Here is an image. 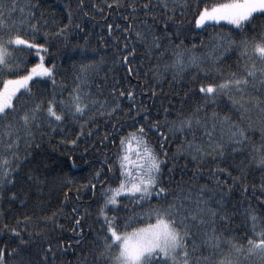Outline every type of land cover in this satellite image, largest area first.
I'll return each mask as SVG.
<instances>
[{
    "label": "snow or ice",
    "instance_id": "1",
    "mask_svg": "<svg viewBox=\"0 0 264 264\" xmlns=\"http://www.w3.org/2000/svg\"><path fill=\"white\" fill-rule=\"evenodd\" d=\"M89 2L101 21L108 15L107 10L113 8H125L132 16V20L128 15L123 17L126 23L123 28L120 24L113 25L107 21L100 25L105 29L110 43H106L103 37H99V43L113 50V63L127 65L135 51L132 48L130 52L129 47L135 41L141 42L149 53L155 50L161 57L170 51V63L162 66L163 71L171 68L183 72L185 69L195 68L194 76L197 72L203 74L205 79L209 75L213 76L210 82L199 84L198 91L204 100L189 113L178 112L170 122L166 116L163 120L152 119L149 108L145 104L138 106L136 97L143 95L147 101L149 97L156 95L155 80L161 69L153 65L157 69L153 72V84L150 87L141 81L139 93L134 87L121 90L113 83L105 94L102 89L107 87L106 80L96 83V91L93 92L87 79L88 71L98 68L104 62L103 57L96 63L82 64L72 80V87L66 89L62 84L57 86L55 63L48 64L44 54L48 52L49 36L57 39L67 37L73 13L65 9L68 22L61 23L54 32H49L48 20L42 18V15H36L35 8L38 5H21L17 13L16 0H0V203L7 201L10 205L20 199L14 185L21 165L31 155L27 152V147L37 139L36 133L41 137L50 136L54 129L60 128L63 134L64 127L74 123L79 126L74 136L63 135L59 143L76 146L79 138L85 135V129L88 136L97 130V125L93 122L97 116L120 112L121 100L126 97L129 107L123 109V115L125 119H131L132 123L129 125L131 130L118 137L114 164L119 165V173L115 177L106 176L105 169L107 173H113L114 164L108 163L105 152L97 159L99 166L91 171L82 186L90 190L89 199L95 204V223L98 227L92 230L91 246L95 264H239L241 254L255 255L264 264V217L251 206L244 211L249 232L246 237H240L243 242H235L236 238L230 237L227 250L221 248L222 233L217 230V219L221 223L230 219L223 211L224 190L225 187L231 189L233 184H239L242 179L240 175L232 176L227 168L218 166L211 169L216 181L214 187L219 189L221 197L215 201L216 207L211 206L216 193L208 189L207 185L200 186L195 204L190 207V195L169 199V189L162 182V166L167 159L164 144L177 134H180L182 143L176 146V151L190 154L197 165L202 164L208 156H223L226 147H231L232 152H238L250 143L246 134L248 128L244 126L245 115L258 108L261 116H264V24L257 26L253 23L257 17L264 18V0H215L211 4L204 0H196L192 4L187 0ZM76 7L81 10L82 16H89V12L85 10V0H78ZM160 7L164 14H160ZM177 8L182 11L192 9L197 29L201 26L208 27L212 22H216L214 27L218 26L220 21H227L228 25L234 26L233 31L239 33H244L251 27L252 35H243L239 41L228 40L227 34H217L214 37V47L217 49L223 47L228 51L231 46L239 49V58L243 63L239 65L238 72L225 73L221 68L205 67V59L181 50L182 41L175 45L172 43L174 38L179 39V32L183 27L179 21L173 20ZM137 13H141L144 19L137 20ZM149 17L154 22L163 21L162 35H156V29L147 24ZM92 19L95 20V16ZM170 22L177 30L175 37L172 32L167 31ZM55 23L53 20L52 24ZM75 28L83 31L79 23ZM84 38L87 40L88 36ZM31 58L38 59L35 63H29ZM132 70L129 65L128 71ZM216 73H219V82H216ZM41 84L47 87L41 89ZM33 85H36L35 90ZM229 92L233 94L229 95ZM253 92L257 94L253 95ZM221 95L227 96L231 105L239 111L240 122L232 120L227 114L217 116L215 112L211 113L214 122L201 120L200 109L205 107L206 102H214ZM141 115L142 119H138ZM112 123V131L100 137L101 145L116 132V121ZM217 124L221 126V136L214 139ZM248 126H251V122ZM194 127L202 129L201 141L195 139ZM149 133L160 140L159 151L153 146ZM21 141L25 145L23 154L20 152ZM252 158L264 167V143L251 146L250 159ZM68 159L71 160L72 157L69 156ZM196 171L194 168L193 172ZM217 173L231 177L232 184L220 180ZM28 178L31 179L30 176ZM241 187L247 189L246 184ZM205 191L209 196H204ZM260 192L257 200L264 198V183L260 186ZM64 195L67 199L68 188L64 189ZM81 195L77 191L76 201L69 210L73 228L78 232L84 220L91 216V212L82 208L78 202ZM153 200L157 202L152 203ZM165 200L168 202L165 203ZM23 203L21 200V204ZM64 203L62 200L61 204ZM58 211L60 215H64L63 209ZM2 215L3 209L0 208V216ZM56 218L57 211H54L41 219L55 223ZM30 221V216H17L14 224L0 220V233H9L11 237L7 247L0 245V264H8L6 254L8 257H17L16 264H26L20 258V252L21 246L28 243L25 233L29 239L32 236ZM193 224L201 229L199 235L193 231ZM62 227L55 223V228ZM55 247L52 240L45 237L43 247L37 253L38 264H48L49 255L54 261ZM84 264H88L87 259Z\"/></svg>",
    "mask_w": 264,
    "mask_h": 264
},
{
    "label": "trees",
    "instance_id": "2",
    "mask_svg": "<svg viewBox=\"0 0 264 264\" xmlns=\"http://www.w3.org/2000/svg\"><path fill=\"white\" fill-rule=\"evenodd\" d=\"M100 2L103 0H98V3ZM187 2L192 4L196 0H187ZM204 2L211 4L215 0H204ZM77 3L78 0H16L17 13H19L21 5L26 7L30 4L38 5L35 8L36 15L38 17L42 15V18L48 20L49 32H54L61 23L68 22V14L65 9L73 13V20L67 30V37L57 39L49 36L48 52L44 54L48 64L55 63L57 86L62 84L66 89L72 87V80L78 74L82 64L96 63L103 57L104 62L100 63L98 68H92L88 71L87 79L93 92L96 91V83L106 80L107 87L102 89L105 94L109 92L113 83L121 90L134 87L139 93L141 81L150 87L153 84V72L157 70L153 68V65H157L161 69L158 78L155 80L156 95L149 97L147 101L143 95L136 97L138 106L145 104L149 108L152 119L163 120L166 116L170 122L176 118L178 112L189 113L203 102L204 98L198 91L199 84L210 82L213 79L212 75L205 79L203 74L197 72L194 76L195 68L185 69L183 72L171 68L163 71L162 66L170 63V51L169 54L161 57L157 55L155 50L149 53L139 41L130 45L129 51L131 52L132 48H135V51L132 52L127 65L113 63V50L105 48L99 43V37H103L106 43H110L105 34V29L100 25L107 21L113 25L120 24L123 28L126 26L123 17L128 15L129 19L132 20V16L125 8L119 10L113 8L107 10L108 15L104 17V21H101L100 16L91 9L89 0H85V10L89 12V16H82L81 10L76 7ZM159 11L160 14H164L162 7ZM5 14L7 15V13ZM167 14L171 15L172 13ZM93 16H95V20L92 19ZM143 19V15L137 13V20ZM53 20L56 21L54 25L52 24ZM173 20L179 21L183 26L179 32V39L174 38L172 40L174 45L182 41L181 50L205 59V67L221 68L225 73L239 71V65L243 63V60L239 58V49L235 46L229 47L228 51H225L223 47L217 49L214 47V37L217 34H227L228 40L239 41L243 35H252L251 27L246 29L244 33H239L233 31L234 26L228 25L227 21H220L218 26L214 27L213 24L216 22H212L208 27L201 26L197 29L191 8L183 11L177 8ZM133 22L135 23V21ZM77 23L80 24L83 31L75 28ZM171 23L167 31L172 32L175 37L177 30L171 26ZM253 23L261 26L264 24V18L257 17ZM147 24L156 29V35H162V20L154 22L149 17ZM85 36H88L87 40H85ZM36 59L38 58H31L29 63H35ZM129 65L133 68L131 72L128 71ZM215 75L217 77L216 82H219V73ZM44 79L40 78V80ZM40 87L43 89L47 85L41 84ZM33 89H36V85H33ZM232 94L229 92V95ZM252 94L256 95L257 93L253 92ZM128 107L129 102L124 97L121 100L120 112L97 116L93 121L97 125V130L88 136L87 129H85V135L79 138L76 146H65L59 143L63 135L74 136L75 130L79 128L74 123L71 126L66 125L63 134L60 128L54 129L50 136L41 137L39 133H36L37 139L27 147V152L31 155L27 156L26 162L21 165L14 185V190L18 192L20 199L11 202L10 205L7 201L0 203V208L3 209L0 220L4 223L14 224L17 216L31 217L30 230L32 236L29 239L25 233L28 243L21 246L20 252V258L26 264H38L39 256L37 253L42 249L45 237L52 240L56 246L55 260L53 261L49 255L48 264H84L85 259H87L88 264H95L91 247L93 244L92 230L98 227L95 223V204L89 199L90 190L82 186L85 185L91 171L99 166L97 159L103 156L105 152H107L108 163L114 164L119 142L118 137L131 130L129 125L132 120L125 119L123 115V109ZM165 110H167L166 113ZM213 112L217 113V116L227 114L232 120L240 122V113L231 105L227 96L221 95L214 102H206L205 107L199 111L201 120L209 121V123L214 122L211 116ZM138 119H142V115ZM113 121H116V132L109 137L104 145H101L100 137L112 131ZM249 122H251L250 127L248 126ZM244 126L248 128L246 134L250 138L247 147L238 152H232L231 147H226L223 156H208L200 165L192 161L190 154L176 151V146L182 143L180 134L171 137L164 144L167 159L162 166V182L169 189V199L190 195L192 202L189 206L193 207L197 190L201 185H207L208 189H212L216 193L211 204L212 207H216L215 201L221 197L219 189L214 187L216 181L211 174V169L217 166L227 168L232 176L240 175L242 177L239 184H233L231 189L225 187L224 190L223 211L229 215L230 219L221 223L218 218L216 225L217 230L222 233L221 248L224 250H227V241L230 237H235V242L242 243L240 237H246V233L249 232L244 215L245 209L251 206L260 216L264 217V206H262L264 205V198L256 199L261 195L260 186L264 183V167L258 165L255 158L250 159L251 146H259L264 143V116H261L258 108L245 115ZM193 131L195 132V139L201 141L203 139L200 136L202 129L194 127ZM224 132H227L226 128ZM220 136L221 126L217 124L213 138L219 139ZM149 138L153 146L159 151L160 140L152 133H149ZM186 139L187 137H185ZM224 143L227 146L226 138ZM85 150L87 151L85 152ZM20 152L22 154L25 152L23 141L20 144ZM69 156L72 157L71 160L68 159ZM194 168L197 169L195 173L193 172ZM105 173L106 176L115 177L119 173V165L114 164L113 173H107L106 169ZM217 175L220 180H226L227 184H232L231 177H226L222 173H217ZM29 176L31 179L28 178ZM242 184L247 185L246 190L241 187ZM65 188L69 189L67 199L64 195ZM77 191L82 193L80 201H78L80 206L91 212V216L84 220L79 232L73 228V221L69 216V210L73 207V202L76 201ZM97 195H99V185H97ZM204 196H209V193L205 191ZM21 200L24 201L23 204H21ZM62 200L65 201L64 205L61 204ZM156 202L155 200L152 201V203ZM164 202L167 203L168 200ZM60 209H63L64 215L59 214L58 210ZM54 211H57L55 223L62 225V228L57 229L53 221L41 219ZM192 227L193 231L199 235L201 231L199 226L193 224ZM10 238L9 233H0V245L7 247ZM5 259L8 264H16L17 261V257H8L7 254ZM239 264H261V260L255 255L243 256L241 254Z\"/></svg>",
    "mask_w": 264,
    "mask_h": 264
}]
</instances>
